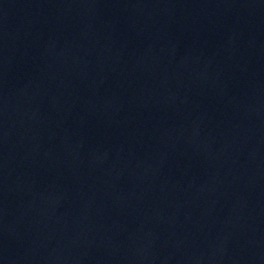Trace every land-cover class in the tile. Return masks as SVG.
<instances>
[{"label":"water","instance_id":"95a60500","mask_svg":"<svg viewBox=\"0 0 264 264\" xmlns=\"http://www.w3.org/2000/svg\"><path fill=\"white\" fill-rule=\"evenodd\" d=\"M0 264H264V0H0Z\"/></svg>","mask_w":264,"mask_h":264}]
</instances>
